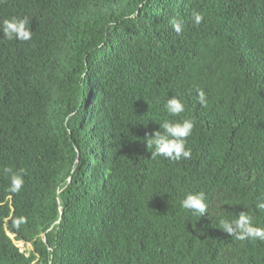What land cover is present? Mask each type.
Segmentation results:
<instances>
[{"label": "trees", "instance_id": "trees-1", "mask_svg": "<svg viewBox=\"0 0 264 264\" xmlns=\"http://www.w3.org/2000/svg\"><path fill=\"white\" fill-rule=\"evenodd\" d=\"M12 16L33 35L0 33V264H264L215 219L264 226V0H0ZM185 118L192 157L152 158L147 135Z\"/></svg>", "mask_w": 264, "mask_h": 264}, {"label": "clouds", "instance_id": "clouds-1", "mask_svg": "<svg viewBox=\"0 0 264 264\" xmlns=\"http://www.w3.org/2000/svg\"><path fill=\"white\" fill-rule=\"evenodd\" d=\"M204 17L201 13L193 11L192 20L196 25L202 23ZM173 29L178 34L182 31V22L176 19L171 21ZM30 21L27 17L12 16L0 20V33L3 34L2 39L17 40L27 42L31 40L33 32L30 28ZM197 99L201 105L207 106V96L203 89L197 90ZM164 107L169 116H178L185 111V105L181 99L175 95H171L165 102ZM160 130L147 135L146 144L148 148H153L152 158L157 156L179 161L181 159H190L192 151L186 148L187 138L192 134L194 129V121L185 118L180 121L165 119L159 122ZM162 129V131H161ZM5 172L10 171L5 169ZM23 169L11 175L8 190L12 193H19L24 185ZM181 206L192 212L193 215L199 214L200 217L205 213H209L207 197L204 191H189L185 194L181 202ZM247 209V206L244 205ZM255 207L264 212V198L257 200ZM219 228L224 233L232 236L236 240L245 241H264V226L254 221V217L249 210L241 211L235 218H226L223 216L215 217ZM27 222V218L20 216L14 219V226L19 227ZM22 242V241H21Z\"/></svg>", "mask_w": 264, "mask_h": 264}, {"label": "rangeland", "instance_id": "rangeland-1", "mask_svg": "<svg viewBox=\"0 0 264 264\" xmlns=\"http://www.w3.org/2000/svg\"><path fill=\"white\" fill-rule=\"evenodd\" d=\"M17 244L20 246V248L22 249V251H25V252H30L33 247L31 244H25L24 242H17Z\"/></svg>", "mask_w": 264, "mask_h": 264}]
</instances>
